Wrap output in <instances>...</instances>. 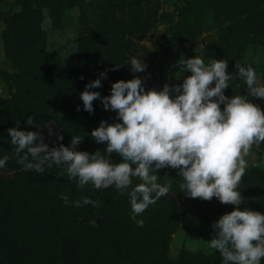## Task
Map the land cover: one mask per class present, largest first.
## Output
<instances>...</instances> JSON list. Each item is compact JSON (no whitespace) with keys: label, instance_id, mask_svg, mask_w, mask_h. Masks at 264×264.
<instances>
[{"label":"rangeland","instance_id":"1","mask_svg":"<svg viewBox=\"0 0 264 264\" xmlns=\"http://www.w3.org/2000/svg\"><path fill=\"white\" fill-rule=\"evenodd\" d=\"M253 1L78 0L64 10L60 23H52L50 12L43 9L41 27L49 31L47 51L58 64L61 76L75 84V90L63 88L67 97L53 106L42 102L43 108L27 106L22 112L10 114V104L0 112V156L10 157L0 169V213L1 209L15 211L10 220L3 221L0 244L13 246L20 242L28 253L33 252L27 256L17 247L13 253L16 259L0 257V264H89L78 247L90 252L87 256L95 259L94 264H221L218 250L208 246L214 233L211 224L233 205L221 203L215 197L204 200L186 195L185 190H180L182 178L177 169L166 166L157 170L159 182L170 183L171 188L166 196L137 216L144 220L143 226H139L131 219L126 192L121 193L114 186L96 190L91 183L78 188L62 165L53 164L42 173L25 169L17 162L15 146L8 142L6 130L17 126L43 135L52 122L64 128L62 143L66 146L71 135H81L78 150L103 151L104 144L97 143L90 132L101 119L112 123L118 117L114 110H105L99 99L93 101V112L84 110L79 96L84 85L101 71H106L107 77L102 79L101 87L91 89L100 91L101 95L110 94L112 82L131 79L134 75L143 79L146 90L159 89L164 83L178 84L183 75H188L174 66L182 54L200 55L206 63L209 57L225 58L227 71L233 73L237 71L236 61L252 64L264 83L263 5ZM19 4L17 0H0V100L10 102L18 96L16 62L11 52L19 51L25 38L16 39L8 34L7 17L20 10ZM132 56L143 59L144 71L130 70L125 62ZM116 64L121 65L115 67ZM224 92L231 96L246 94L247 89L244 81L236 78ZM250 99L264 110V99ZM29 117L34 124L26 122ZM16 121L20 124L15 125ZM46 143L55 146L51 139ZM110 155L119 161V154ZM245 159L246 170L254 166L255 171L247 175L256 176L249 180L242 177L238 188L245 199L240 207L247 205L264 212V142L253 145ZM139 182V178H133L134 184ZM60 193L66 194L70 201L88 196L97 200L98 205H66ZM45 209L58 214L57 224H45ZM99 217H105L107 222L100 224ZM192 218L200 220L201 225L208 223L212 232H200L198 222ZM85 221L87 230L82 228ZM142 240L147 245L145 248L139 244ZM124 243L126 251L119 256L115 248ZM40 249L44 256L37 252ZM165 259L166 263L162 261Z\"/></svg>","mask_w":264,"mask_h":264},{"label":"clouds","instance_id":"2","mask_svg":"<svg viewBox=\"0 0 264 264\" xmlns=\"http://www.w3.org/2000/svg\"><path fill=\"white\" fill-rule=\"evenodd\" d=\"M125 63L133 73L146 68L143 59L136 56ZM174 66L188 75L178 84L164 83L159 89L146 90L143 79L134 75L112 82L109 95L92 91L102 86L106 71L84 85L79 93L84 110L93 112V101L99 99L105 110H114L118 117L112 123L101 119L90 132L97 143L104 144L103 151L78 150L81 135H71L67 146H50L41 132L17 126L7 128L8 142L15 146L17 162L25 169L42 173L53 164L62 165L78 188L91 183L96 190L114 186L126 192L131 219L139 226L144 220L137 216L171 188L170 183L159 182L157 170L166 166L177 169L182 178L180 190L186 195L204 200L215 197L233 205L211 224L214 233L208 246L218 250L221 264H261L264 212L240 207L245 198L238 185L248 166L245 157L253 145L264 142V110L250 99H264V83L249 63L236 61L237 71H227L225 58L209 57L206 63L200 55L182 54ZM236 78L244 81L247 93L225 95L224 89ZM26 122L34 124L31 117ZM19 124L16 121L15 125ZM55 135L63 141L62 133ZM112 153L119 154V161L111 158ZM9 158L7 154L0 156V169ZM134 177L140 182L134 184ZM59 195L66 205H98L88 196L70 201L66 194Z\"/></svg>","mask_w":264,"mask_h":264},{"label":"trees","instance_id":"3","mask_svg":"<svg viewBox=\"0 0 264 264\" xmlns=\"http://www.w3.org/2000/svg\"><path fill=\"white\" fill-rule=\"evenodd\" d=\"M250 1L253 0H249V2ZM259 1L260 0H254L253 2L255 4H261L260 6L263 5L261 14L263 15L264 19V0H261L260 2ZM18 2H21V4H19L20 10L7 17L8 34L16 39L18 37H20L21 39L23 37L25 38V41L20 45L19 51L11 52L14 55L13 57L16 62L14 75L15 83L17 85L16 96H18L17 99H12V102L6 99L0 100V112H2L3 107H7L11 104L12 111L10 112V114H16L20 111L22 112L27 106H38V108H43L41 106L42 102H48L50 106H53L55 105V103L61 102L65 97H67L68 93H66V90L70 92H74L75 90V84L70 81V79H65V77L63 78L61 76L62 73L57 68L58 64H56L55 61L52 60V56L47 51L49 31L41 27V21L43 18V9H46L48 10V12H50L49 14L52 19V23H60L64 10L73 6L78 2V0H17V3ZM226 45L230 46V44L227 43ZM66 85L69 89H67ZM63 88L66 89H64L65 92L62 91ZM14 107L17 108V112L15 111ZM61 129L63 130L62 134L64 135V128ZM60 143H62V141H60L58 144ZM253 167L254 166L245 171L244 174L246 175L242 176L245 180H249V177L255 178L256 175H247L249 171L255 172ZM1 205L2 204L0 203V207ZM47 210H44L45 215H47V219L45 218V224L47 226L57 224V220L59 221L58 214L50 212L49 209ZM1 211L2 214L0 213V228L3 229V224H5V222L3 221L7 219L10 220L11 217H13L15 211L7 212L4 209H1ZM191 220L198 222V228L200 232H212L208 223L201 225L200 220H197L195 218H192ZM37 222L40 223V226H42L41 222H39L38 220ZM106 222L107 219L105 217L100 218V224ZM82 228L87 230L88 226L86 224V221L82 223ZM20 234H22V232ZM139 244L142 248H145V246H147L145 244V240L139 241ZM17 247H21L23 253L27 254V256L33 254V252L31 251H29L28 253L27 247L22 245L20 242L13 246L3 245V243H1L0 257L5 258L4 260L16 259L13 253H15V249ZM115 249L119 250L120 254L118 253V255L121 256L123 252L126 251V244L124 243L123 246H118ZM71 250L72 247L69 251ZM78 250L79 252L84 253L89 264H94L95 259L90 260L89 258L91 257L87 256V254H90V252H86V249H81L79 247ZM37 252L41 256H44L42 255V249ZM162 261H164L165 263L167 262L166 259ZM261 264H264V260L262 259Z\"/></svg>","mask_w":264,"mask_h":264},{"label":"water","instance_id":"4","mask_svg":"<svg viewBox=\"0 0 264 264\" xmlns=\"http://www.w3.org/2000/svg\"><path fill=\"white\" fill-rule=\"evenodd\" d=\"M157 85L158 86H160V82L159 81H157ZM162 87V86H161ZM50 125V127H51V129H52V135H49V131L48 130H46L44 133H43V136H44V139H45V142L48 140V139H51L52 141H53V143L56 145V144H58L59 142H60V140H57V138H56V135H55V133H57V132H60V133H63V130L57 125V124H55V123H50L49 124ZM99 219V218H98ZM97 219V220H98Z\"/></svg>","mask_w":264,"mask_h":264}]
</instances>
